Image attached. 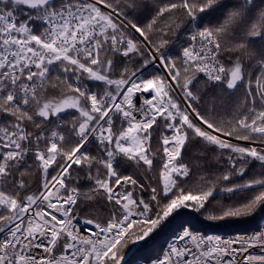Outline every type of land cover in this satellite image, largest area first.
<instances>
[{"label":"snow or ice","instance_id":"obj_1","mask_svg":"<svg viewBox=\"0 0 264 264\" xmlns=\"http://www.w3.org/2000/svg\"><path fill=\"white\" fill-rule=\"evenodd\" d=\"M209 208L264 212V0H0V264H122ZM151 264H264V227Z\"/></svg>","mask_w":264,"mask_h":264},{"label":"trees","instance_id":"obj_2","mask_svg":"<svg viewBox=\"0 0 264 264\" xmlns=\"http://www.w3.org/2000/svg\"><path fill=\"white\" fill-rule=\"evenodd\" d=\"M151 2V0H149ZM172 43L176 48H179V44L175 42L173 37ZM171 47V45H170ZM167 52L168 49H165ZM176 55L178 53H169ZM127 66L130 71H137L142 68L143 61L139 57H133L131 61L125 59L121 64V67ZM160 71L157 67H151L143 74L145 76L154 74ZM71 117H65L70 119ZM83 173L81 179H83ZM223 187V185H221ZM147 198V193H145ZM217 201L227 205L229 203L226 196L223 194L217 195L212 201L213 205H216ZM209 214H221L217 208H209L208 211L196 212L193 209H184L179 214H173L163 226L154 231L149 238L145 241L130 242L124 249L122 264H134L138 260H149L157 257L161 254V250L164 249L167 240L170 236L181 230V225L184 227H191L195 231L206 232H220V233H232V232H248L258 229L263 222L264 212H257L256 214L243 217V218H226L224 220H210Z\"/></svg>","mask_w":264,"mask_h":264},{"label":"built area","instance_id":"obj_3","mask_svg":"<svg viewBox=\"0 0 264 264\" xmlns=\"http://www.w3.org/2000/svg\"><path fill=\"white\" fill-rule=\"evenodd\" d=\"M159 65V63H158ZM160 66V65H159ZM262 227H264V220H263V223L262 225L260 226V228L256 229V230H253V231H257V230H260ZM253 231H250V232H235V233H218V232H207V233H203L201 231H198L200 232L201 234H204V235H219L221 237H224V238H227V237H234L235 235L237 234H251ZM178 233V232H177ZM176 234V233H175ZM173 234L167 241V244H166V247L168 246V244L172 241L174 235ZM6 235V232L5 233H0V239H2L4 236ZM258 251V249H253L252 252L255 254L256 252ZM156 258H153V259H150V260H144V261H138L136 262V264H151V262L153 260H155Z\"/></svg>","mask_w":264,"mask_h":264},{"label":"water","instance_id":"obj_4","mask_svg":"<svg viewBox=\"0 0 264 264\" xmlns=\"http://www.w3.org/2000/svg\"><path fill=\"white\" fill-rule=\"evenodd\" d=\"M155 65V63L154 64H151V65H149L147 68H149V67H151V66H154ZM147 68H144L143 70H142V72H144Z\"/></svg>","mask_w":264,"mask_h":264},{"label":"rangeland","instance_id":"obj_5","mask_svg":"<svg viewBox=\"0 0 264 264\" xmlns=\"http://www.w3.org/2000/svg\"><path fill=\"white\" fill-rule=\"evenodd\" d=\"M161 71V70H160Z\"/></svg>","mask_w":264,"mask_h":264}]
</instances>
